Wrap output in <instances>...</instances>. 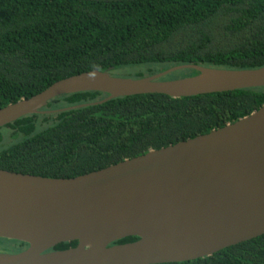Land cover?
I'll use <instances>...</instances> for the list:
<instances>
[{"label":"trees","instance_id":"obj_1","mask_svg":"<svg viewBox=\"0 0 264 264\" xmlns=\"http://www.w3.org/2000/svg\"><path fill=\"white\" fill-rule=\"evenodd\" d=\"M188 64L263 67L264 0H0V109L93 70L134 67L137 79ZM196 74L181 70L162 80ZM106 97L62 95L41 111ZM262 105L264 87L184 98L135 95L28 115L0 128V170L75 178L208 134ZM76 245L64 242L48 252ZM27 247L0 238V252ZM166 264H264V235L209 257Z\"/></svg>","mask_w":264,"mask_h":264},{"label":"water","instance_id":"obj_2","mask_svg":"<svg viewBox=\"0 0 264 264\" xmlns=\"http://www.w3.org/2000/svg\"><path fill=\"white\" fill-rule=\"evenodd\" d=\"M193 70L197 74L162 80ZM253 70L180 65L142 78L93 70L57 81L0 109V128L33 114L120 97L184 98L263 88ZM100 92L98 102L41 111L62 95ZM264 235V105L238 121L75 178L0 170V238L24 242L0 264H166L191 261ZM136 237L126 244H113ZM76 247L48 252L58 244Z\"/></svg>","mask_w":264,"mask_h":264},{"label":"rangeland","instance_id":"obj_3","mask_svg":"<svg viewBox=\"0 0 264 264\" xmlns=\"http://www.w3.org/2000/svg\"><path fill=\"white\" fill-rule=\"evenodd\" d=\"M133 69H136V68L134 67L120 68L118 70L113 71L111 75L115 77H120V78H132L134 77Z\"/></svg>","mask_w":264,"mask_h":264}]
</instances>
